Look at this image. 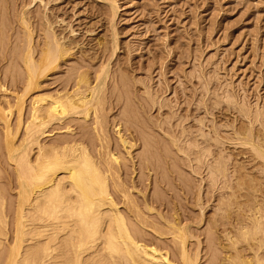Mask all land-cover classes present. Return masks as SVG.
<instances>
[{
  "label": "bare ground",
  "instance_id": "bare-ground-1",
  "mask_svg": "<svg viewBox=\"0 0 264 264\" xmlns=\"http://www.w3.org/2000/svg\"><path fill=\"white\" fill-rule=\"evenodd\" d=\"M56 1L57 0H55V2ZM93 1L101 3L103 0ZM37 2L39 3L38 6L41 10L33 11L32 9L36 7V4H38ZM107 2L109 20L106 22H109V27L111 29V34L109 35L110 39L106 40L107 36L105 35L108 34L105 32V41L104 39H101V41L97 40L96 48L92 46L94 44L91 45L92 42H85V39L83 40L80 38L81 34L76 32L77 29H73L68 21L66 22L63 18L56 17L53 12L49 13L50 7L46 8V2L44 3L43 0H9V2L8 0H0V60L7 62V65L3 66L4 69L2 71L0 70V130L2 133V142L0 145L3 149V156L8 164L12 166L8 169H13V179H15V182L13 180L14 183H12L16 188V194H14L15 208L12 210L15 212L13 213L14 218L13 220L9 218L12 220L13 226L10 227L12 229H10L12 239L9 241V225L11 224V220L8 221V216L11 212L10 210H7L8 213L10 212V214H7L6 205H10V203L7 204V198L4 194L6 192H2L5 187H2V185L0 187V264H201L202 250L200 249V241L195 242L197 243V247L195 250L192 249V251L188 244V230L190 227L188 228L186 224H184V221L180 219L182 216L180 215V217L172 211L170 213L175 215H170L168 212V214L165 213L164 215V212L162 213L154 206L158 205V207H162L167 201L162 198V196L165 195L163 194L164 190L162 189V196H160V191L162 190L159 191L160 195L157 193V190L160 189L161 184L167 186L169 181H173L170 180L172 176L168 179V173L176 174V183L178 184V182H180L179 185L183 184L184 187H187L185 189L183 187L184 190H187L189 187L195 188L194 186H191L192 179L189 178L191 179L189 185L188 177L186 178V175L183 176L184 171L183 173L180 171L182 174L179 173V170L183 167L180 168V160L177 162L175 159L178 153H185L188 146L186 145L187 147L185 149L182 148V144V147L179 146L180 143H178L176 138H173L177 136L176 129V136L174 135L171 137L170 135L171 141L167 140V138L165 140L164 137H160L161 135H157L159 139H164L166 143H168L167 141H170V144L167 145L165 142L163 144L160 142V144H157L156 141H153V135L151 136L148 134L153 140L147 137L148 132H146V130L148 128L142 131L141 134L139 133L140 131L138 128L137 131H139V136L133 134L136 132L135 126H140L137 118L140 114H136V109H133V106L130 105V101L129 105L128 103L126 104L128 105L126 108L122 107V105H125V101H127H124L123 98L129 96L131 93L125 96V94H127L126 86L130 84L129 73L127 72L129 71L128 65L130 64H128L127 61L122 63L119 61V58L117 59L119 55L118 51L120 50V46H122L118 41L119 32L118 29L116 30V25L114 23L119 5L117 7L115 0H108ZM106 30L109 31L107 28ZM83 31L85 32V30ZM90 32L92 33V31ZM85 33H87V31ZM13 36L14 41L12 40ZM10 45L14 48H12L13 52L11 51V53L13 54L10 56L15 55V58H9L8 56V53H10L8 50ZM122 47L124 48V46ZM129 49H131V47ZM127 51L129 52V50ZM126 54L128 55V53ZM125 56H123V58ZM126 57L128 58L130 56ZM9 63H11V66L14 65L12 63H18V66H16L17 70L15 68V71H13L14 66H9ZM90 69L94 70L92 71L94 74L93 77L91 76L92 73L90 72V74L88 71ZM58 72L60 74L63 73L61 77L54 76H58L56 74ZM201 75L199 76L202 78L204 75ZM1 76L2 78L8 79V81L10 80V83L7 81H5V83L2 82L3 79H1ZM200 77L198 78L201 79ZM204 78L205 77L202 79ZM132 79L134 78L132 77ZM136 80L134 81L136 82ZM204 81L206 82V80ZM109 83L113 86L112 94L114 95V98L115 96L117 97V99L115 98V100H113L118 101V103L115 102L116 105L122 100L123 103L120 104L119 107H122L125 110H122L123 112H121L120 116H114L112 120H109V116L108 114V117L106 116L105 111V105L108 102H111L107 97V95H109ZM132 83L133 82H131V84ZM112 86L110 87L111 90ZM208 87L209 84L207 88L205 87L206 91L209 90ZM231 88L232 87H230V89ZM130 89L133 90L132 88ZM144 89L145 91L142 90V92L144 91L147 97L155 103L156 98L153 96H156V94L150 93V89L146 86ZM120 90L122 91L121 95L125 97L122 98ZM229 91L230 90L228 89L227 93L221 99H224L225 101L227 100L230 105L231 102L233 104V100L236 102V99H233V96L230 95L232 93ZM123 92L126 93L123 95ZM205 93L206 92L204 91V94ZM234 93L235 91H233V94ZM137 94L139 95V92ZM143 94L140 98L142 99V97H144L142 100H144V104L146 103L148 105V102H145L147 97L145 94L143 96ZM161 96L158 95L159 98ZM131 97L135 98L134 96H130V98ZM218 97H220V95L215 96V98ZM235 97H237L238 100V96L235 95ZM11 98L12 101L10 100ZM136 98H138L136 99L138 101L139 97L136 96ZM141 99L139 102H141ZM163 100L166 101L167 99L163 98ZM221 101H219V103H223V100ZM244 102H240V104L245 105ZM141 103H143V101ZM163 103L164 102H162V104ZM225 103L226 102H224V105ZM135 104L137 105L138 102ZM256 104L259 106L258 103ZM166 105L168 106L169 104ZM249 105L251 104L249 103ZM257 105H255L256 107L253 105L255 109H252V106L249 107L248 105H246L248 107L243 108L241 105L243 113H240L248 120V122L245 125L241 121V123L244 124L241 126V123L237 124L240 127H237L233 131V137L231 136L232 138L230 140L234 143L236 142L238 145L246 147L243 151H251L250 153L253 152V156L251 155L250 157L254 160L258 159L256 164L259 167L261 166L262 169L264 166V132L262 130L264 127V108L260 109L261 107L259 108ZM138 106L140 107V103ZM215 106L218 105H214L213 107ZM108 107L109 106L106 108ZM147 107H150V105ZM166 108H169V106ZM219 108H221L220 105ZM146 109H144V111ZM148 110H150V108ZM140 111L142 110L139 109L137 112L140 113ZM174 111L175 110H173V112ZM111 114L114 115V113ZM117 114L118 113H116V115ZM241 114L238 116H241ZM173 117L174 116H172L171 119H173ZM111 118L112 117H110V119ZM139 118H141V116ZM169 119L170 118H168V120L166 119V124L168 123L167 121H171ZM259 119L262 120L263 124L262 126L258 122V124L262 126V132L256 131V133H253V123ZM199 120H201L203 125L204 120L202 121V118ZM145 121L147 122L149 119H146ZM198 121L197 124H200L201 122ZM141 123L143 124V122H140V124ZM163 123L165 124V122H162V124ZM179 123H181V121ZM162 124L161 127L164 126ZM170 124L171 122L168 126H170ZM145 125H149L148 127H150V124ZM152 125L154 126V124ZM226 125L227 124H225V126ZM230 125H232L231 120L230 124L227 125V128ZM168 126H166V128L171 130ZM131 128L135 131H131ZM155 128L157 127L155 126ZM141 129L142 128H140V130ZM55 130L59 131L57 137H53V140L49 143L44 141L47 137L50 138L53 135H56L57 131ZM203 130L201 134H203ZM214 130L216 131L217 129ZM54 131L56 134L53 133ZM155 132L152 133L154 134ZM171 132L172 131H169L170 134ZM210 132H213V130ZM164 133L166 135L165 130ZM203 135H205V133ZM157 136L155 134L156 138ZM193 136L194 135H192V137ZM206 137L208 138L210 136L207 135ZM191 139L192 138H190V140ZM190 140L189 143H192L193 141ZM194 140L196 141V139ZM199 140L197 142L201 141ZM204 140L207 141L206 139ZM137 141L140 143L139 150H141L134 153L138 149ZM183 141L184 140H182V142ZM210 141H212V139H209V142ZM205 143H203L204 146ZM224 143L226 144V142ZM218 144L220 145L219 142ZM169 146L176 148L175 151L177 152H171L173 149H170ZM195 146L198 148L196 143H194L193 147ZM199 146H202V142ZM205 147L206 149L208 148L207 146ZM220 147L223 146L220 145ZM202 148L204 147H201V149ZM206 149H203V151L200 150L199 152L195 149L198 152L196 154L201 153L199 156H196L194 153L196 165L189 164L188 166V163H192V160H189L190 157L185 158L188 160L187 166L191 169V172H194V174L198 173L201 166L203 167V165L200 164V158L203 157L205 153L204 150ZM213 149L215 148L213 147ZM192 151H190V153ZM172 153H175V156H173ZM187 153L186 156H188ZM239 153L241 152L239 151ZM216 154H218V156L222 155L219 153ZM239 155L241 156V154ZM206 156L205 160H207ZM229 156H227V158L231 160ZM215 157L216 156H214V158ZM172 158L176 160L175 163ZM178 158L179 155L177 156V159ZM1 160H3V158ZM170 160L173 161L170 162ZM180 162H182V160ZM3 163V168H5L6 162ZM228 164L231 166L230 163ZM166 165L167 168L165 167ZM225 166L223 158H216L205 166L206 171L208 170L209 174L207 177L209 178L210 185L206 184L208 187L216 185L219 177L224 178L227 176ZM194 167L196 169L198 168V171H196ZM234 169V178L236 179V185L234 187L235 191L233 193L229 191L232 194L229 193L230 195H227L230 197L225 198L226 201H224L222 197L221 200L223 201L224 208L222 209L223 214H221L226 217L225 222H227L228 218L232 219V217H229V215L233 213L231 212L230 214V209L233 208L234 210H238L237 216H235L236 213L233 214L235 217L233 220L236 221L235 225L231 224L232 222L229 223V225L231 224L235 226V232H232L233 229L232 231L230 230L231 232L228 230V233L227 231L223 232L226 233L225 237L228 242L226 245H222L220 238L219 240L221 242L219 240L218 242L216 240L218 237L216 238L215 234H212L211 236L214 237H210L208 241L209 243H206L207 241L205 242L209 248H206L205 255L203 254L206 258L204 263L264 264V237H262L264 236V208L262 206V201L258 199V194L264 192V184H261L259 180H257L258 175L247 174L246 172L248 171H244L241 165L238 164ZM260 171L257 173H261ZM9 174L11 175V172ZM184 174H186V172ZM191 174L187 175L190 176ZM195 176H193V178ZM230 176L232 179L233 176ZM255 176L257 178H255ZM259 177L264 176H261L260 174ZM228 178L230 179V177ZM1 179L2 176L0 180ZM2 180H5V178ZM10 180H8L9 183ZM148 180L150 183L151 180H153L152 182H154V184H152L154 186L150 184L153 186V189L159 187L158 189L155 188L152 193L150 192V197L149 195H145L147 191L143 192L141 189H147L149 184ZM146 181H148V184L145 183ZM193 181L196 182V179H193ZM222 182H224L223 179ZM261 182H264V179ZM15 183L16 185H14ZM6 184L3 183L5 186ZM173 184L174 183H169V185L176 187V185ZM169 185L167 186L169 189H166L170 191V188L172 187H169ZM223 187L225 188L226 185ZM7 188L8 186H6V191L11 190L13 187L11 189ZM198 188V196L196 197L199 199L201 187L199 186ZM221 188L222 187H220L219 190ZM234 188L232 187V189ZM175 189L176 188L171 190L174 191ZM190 189L191 188H189V190ZM214 189L213 191H215ZM243 190L244 193H242ZM196 191L197 190L194 192ZM210 191L212 190L210 189ZM259 191L261 193H258ZM7 193L9 194L10 191H7ZM137 193L142 194L141 197L143 199L140 198L143 202L140 201V198L138 199V197H136ZM216 195L220 198L218 194ZM137 196L140 195L137 194ZM206 196L207 195L204 196L205 199ZM211 196L213 197V195ZM227 196L225 195V197ZM239 197L243 200L242 202H240L241 200ZM242 197L244 199H242ZM13 198L11 196V199ZM207 198L209 197L207 196ZM237 198L239 199V203L237 202ZM167 199L169 201V198ZM162 201H164V203ZM168 201L167 203H169ZM196 202H198V200ZM201 204L202 203L200 202L198 205ZM207 204L209 205V203H205L203 207L199 206L200 209L204 208ZM11 207H13V203ZM215 208L216 207H214V209ZM200 209V212L203 211V209ZM176 210L178 211V209ZM231 211L233 210L231 209ZM186 215L184 214L183 216L185 217ZM212 215L210 216V219L214 218L212 221L216 222L214 215L213 217ZM216 215L221 216L220 214ZM204 216L202 217L203 219ZM187 217L190 218L189 216ZM198 217L199 216L196 218ZM201 219L198 218L197 220L200 221ZM210 219L205 222L207 224L206 227H211ZM194 220L197 222L196 219ZM207 222H210V225ZM219 224L221 225V223ZM197 225L199 224L197 223ZM222 225H224V223ZM213 226L216 228V223ZM206 227L204 231H211L212 228L209 229ZM191 229L194 230L195 228L192 227ZM227 229L225 228L224 230ZM221 230L222 229H220V231ZM204 231L202 230L201 233H199V236L202 235V232ZM206 234L203 233V235ZM197 236L193 235L191 237L196 238ZM208 236L206 235L205 240L208 239ZM221 236L224 237V235ZM199 238L197 239L199 240ZM197 239H195V241ZM190 240L192 239L190 238ZM205 246L206 245H204V248ZM231 250H233V252ZM221 254H223V256H221Z\"/></svg>",
  "mask_w": 264,
  "mask_h": 264
},
{
  "label": "rangeland",
  "instance_id": "rangeland-1",
  "mask_svg": "<svg viewBox=\"0 0 264 264\" xmlns=\"http://www.w3.org/2000/svg\"><path fill=\"white\" fill-rule=\"evenodd\" d=\"M26 1H29V0H26ZM43 1H44V3L46 2V8H49V7L51 8V9L49 8V13L53 12V13H55L56 17H58V18L61 17L64 20H66V22L68 21V23L71 25V27L73 29L79 30V31L76 30V32L81 34L80 38H82L83 40L85 39V42H90V43L92 42L91 45L94 44L92 46L97 48V46H96V44L98 42L97 40L101 41V39L102 40L104 39V41H105L106 37H104V34H106V33L108 34V35H105V36H107L106 40L110 39L109 35L111 34V29L109 27V22H106L109 20L108 19L109 14L107 12L108 11L107 10L108 9L107 8L108 7V2H107L108 0H103L101 3H96L93 0H57L56 2H55V0H48V1L43 0ZM92 1H93V3H92ZM115 1H116L117 7H118V5L120 7V8L118 7V12H117V15H116V18L114 21V23L116 25L115 28H116V30L118 29V32H119L118 33V41H119L120 45L124 46V48L122 46H120V50H119L120 52L118 51V54L120 56L118 55L117 59L119 58V61L122 63L127 61L128 64H130V65H128L129 71H127L130 74V75L128 74V76L130 78L129 79L130 84L128 86H126L127 94H125L126 92H123L122 94L123 95L125 94V96L129 95L130 93L132 94V95L130 94L129 96L125 97V96L121 95L122 91L120 90V95L122 96V98L125 97V98H123L124 101L127 100V101H125L126 102L125 105L124 106L122 105V107L126 108L130 104L129 103V101H130L131 102L130 105L133 106V109H136L135 110L136 114L137 115L140 114L139 117L141 116V118H143V119H141V118L137 117L139 120L140 126H138V125H136L137 127L135 126L136 132H134L133 134L135 136H139V133L141 134L142 131H144L145 129L148 128L146 130V132H148L147 137L152 139L151 136L153 135L154 140L153 139L152 140L156 141L157 144H160V143L163 144L164 142L166 145L170 144L171 137L174 135L176 136V134H177V136L173 137V138H176L178 143H180L179 146H181V144H182V146H183V147L181 146L182 148L185 149L187 146L190 147V145L193 144V145H191L192 148L187 147L185 153H182V154L178 153V155H179L178 159H177L178 155H176V158L173 157V156H175V153H172V155H173L172 157L175 158L177 160V162L179 160L180 161L182 160V162L179 161V164H180L179 167L180 168L183 167V168H181L182 170L181 169L179 170V173H181V172L183 173V171H184V173L186 172V174L183 173V176L186 175L185 177L186 178L188 177L187 179L189 180V185H190V182L192 179V182H191L192 185L191 186H194L195 188L189 187V188H191L190 190H189V188L187 189L188 191L184 190L187 187H184L183 184L179 185L180 182H178V184L176 183L177 182V179H175L176 174L174 175V174L168 173V175H167L168 179L171 178V176H172L173 179L171 178L170 180H173V181H169L168 183L167 182L166 183L168 185H169V183H174L176 185V187L169 185V187H172V188H170L171 192L168 190L169 189L167 187L168 185L167 186L165 185L166 186L165 187V186H163L164 184H161L160 189H158L159 187H155L158 189V190L157 189L156 190H157V193L159 195H160L159 191L162 189L164 190V193H163V190L160 191L161 192L160 196L165 194L164 196H162V198L165 201L166 200L168 201L167 198H169V201H168L169 203H167V201H166L165 202L166 204H165L164 201H162L164 203V206H162V207H158V205H154V206L156 207L157 210H160L162 213L164 212L163 213L164 215L167 212L170 215H175L173 213L171 214L170 213L171 211L176 213L178 216L181 215L182 217L180 216L181 218L180 217L179 218L184 221V224H186V226L188 228L189 227H190V229L192 227L195 228L194 230L191 229V231H190V229L188 230V244H189V247L191 248V250L192 249L195 250L197 247V243H195V242L200 241V244H201L200 249L202 250L201 251V256H202L201 264H205L204 261L206 258L204 256L205 255L204 253L207 250L206 248H209V246H207V244H205V242L207 241L206 243H209L208 241H209L210 237L211 238L214 237L211 235L215 234V237L216 238L218 237V238L217 239L214 238V239H216L218 241L220 238V240L222 242L220 240L219 241L222 243V245L223 244L226 245V244H228L226 237H225L226 233H223V232L227 231V233H228L230 230L232 231V229H233L232 232H235V226H233V225H235L236 221L233 220L235 218L233 214L236 213L235 216H237L238 210L237 209L234 210L233 208H231L233 210V211H231V209H230V214H231V212H233V213L231 215H229V217H232V219L228 218V220H227L228 224H227V222H225L226 217L222 215L223 214L222 209L224 207H223V201L221 200L223 197L224 201H226L225 198L230 197L227 195H230L235 191L234 187L236 185V179L234 178V175H235L234 174L235 173L234 168L236 166H238V164L241 165L243 167L244 171H248V172H246L247 174L256 175V176L258 175L257 180H259V182L261 184H264V182H261V181H263L264 177H259L260 174H261V176H264V173H263L264 172L263 171L264 166L262 167V169H261V166L260 167L257 166L256 163L258 162V159L254 160L252 157H250L251 155L253 156V152L250 153L251 151L250 152L243 151L246 149V147L238 145V144H236V142L234 143L232 140H230L233 137V131L237 127H240L241 125H244V124L246 125L248 122V120L241 114V113H243L242 109H241L242 106H243V108L248 107V106L249 107L252 106L251 108L255 109V107H256L255 105H257L256 103H258L259 106L258 105L257 106L259 108L261 107L260 109L264 108V0H115ZM8 2H9V0H8ZM106 2H107V5H106ZM38 5H39V3L36 4V7H34L32 10L33 11L41 10V8ZM105 5H106V8H105ZM52 9L56 10V11H53ZM106 24H108V25H106ZM92 25H93V27H92ZM106 28L109 31H107ZM83 30H85V32L87 31V33H85ZM90 31H92V33ZM84 34H86V35H84ZM91 37H93V38H91ZM12 40L14 41V36L12 37ZM125 44H126V46H125ZM129 46L131 47V49H129L130 48ZM12 48L13 47L10 45V47L8 49L10 52V53H8L9 58H15V55L10 56L11 54H13V53H11V51L13 52L14 48L13 49ZM132 49H133V52H132ZM127 50H129V52ZM126 53H128V55ZM125 55L130 56V57L127 58ZM123 56H125L127 59L125 57L123 58ZM5 62L6 61L0 60V70L1 71L4 69L3 66L7 65V62L6 63ZM12 64H14V65L11 66V63H9V66H11V67L14 66L13 71H15V68L17 70L16 66H18L17 65L18 63L17 64L12 63ZM88 71H89V73L90 72L92 73V74L91 73L90 74L93 77L94 74L92 71H94V70L90 69ZM58 73H56L58 76H56V75H54V76L55 77H61V75L63 74V73H61V74L60 73L58 74ZM199 75H201V76L204 75L203 77H205V78L202 79L203 77L201 78ZM132 77L134 79H132ZM198 77H200L201 79H199ZM136 78H137V80H136ZM1 79H3L2 82H4V83H5V81H7V82L10 81V80L8 81V79H6V78H2V76H1ZM134 80H136V82H138V83H136ZM201 80H203V81L206 80V82L205 81L203 82ZM143 81H144V86H143ZM131 82H133V83L131 84ZM148 82H150V83H148ZM134 83H136V84H134ZM237 83H238V85H237ZM208 84H209V87L211 89L208 87L209 90L207 89L208 91H206ZM229 84H230V87H232L231 89L229 87ZM232 84H233V86H232ZM111 86H112V84L109 83V85H108V87H109V93L108 94L109 95H107V97L109 98V101H111L112 103L108 102L107 103L108 105L107 104L105 105L106 116L108 114L109 117L108 116L107 117L109 118V120H112L114 116L115 117L120 116L121 112H123L122 110H124V108L121 107L122 108L121 109L119 107L120 104L123 103L122 100L119 104L116 105V103H118V101L117 100L114 101V100H115V98L117 99V97L115 96V98H114V95L112 94L113 86H112V90L110 88ZM145 86L150 89V90L148 89L150 91V93L156 94V96H153L156 98L155 103H153L145 94V92H144ZM130 88H132L133 90H131ZM226 89L230 90L229 92L232 93L230 95L233 96V99L234 98L236 99L237 104L233 100L234 105L232 104V102L229 105L228 104L229 102H227V100L225 101L224 99H221L227 93ZM142 90H144L143 92L147 97L145 99V102H148V105L146 103H145L146 105L144 104V100H142V99H144V97H142V99L140 98L141 95L143 94ZM154 90L156 91V93ZM157 90H158V93H157ZM223 90H224V92H223ZM136 91L139 92L140 96L137 94L138 92H136ZM159 91H161V92H159ZM204 91L206 92L205 94H204ZM233 91H235L234 94H233ZM141 92H142V94H141ZM144 94H143V96H144ZM213 94H215V95H213ZM218 94L220 95V97L215 98V96H219ZM158 95L159 96L162 95V96L159 98ZM212 95H213V97H212ZM235 95L238 96V100H237V97H235ZM130 96H134L135 98H133V97L130 98ZM136 96L139 97L138 101L136 100V99H138V98H136ZM207 97H208V99H207ZM132 98H133L134 103L132 101ZM163 98H165L167 100L164 101ZM134 99L136 100V102ZM140 99H141V102L143 101V103L139 102ZM10 100L12 101V98ZM221 100H223V103H221L222 102ZM244 100H245V102H244ZM161 101L164 103L162 104ZM198 101H200V102H198ZM215 101H216V103H215ZM219 101H221L220 102L221 104L219 103ZM137 102H138V104L140 103V107L138 106V104L137 105L135 104ZM224 102H226L225 103L226 106L224 105ZM240 102L241 103L244 102L245 105L240 104ZM127 103H128V105H126ZM249 103L251 105H249ZM111 104H115V105H111ZM158 104L161 106H159ZM166 104H169L168 105L169 108H166V107H168ZM141 105H142V107H141ZM149 105H150V107H147ZM214 105H218V106L213 107ZM219 105L221 106V108H219ZM246 105H248V106H246ZM107 106H109L108 107L109 111H108V108H106ZM115 106H117V107H115ZM144 107H146L147 109ZM223 107L226 110H224ZM149 108H150V110H148ZM211 108H216V109H211ZM235 108H236V110H235ZM113 109H115V110H113ZM120 109H121V111H120ZM139 109L142 110L143 112L142 111H140V113L137 112ZM144 109H146V110L144 111ZM221 109H222V111H221ZM170 110H171V112H170ZM173 110H175L177 113L175 111L173 112ZM105 111H104V113H105ZM209 111H211V112H209ZM107 112H109V113H107ZM111 113H114V115ZM116 113H118V114L116 115ZM238 113L241 114V116H238L239 115ZM143 114H145V115L147 114V115L145 116ZM170 114H171V116H170ZM111 115H113V116H111ZM172 116H174L173 119H171ZM110 117H112V118L110 119ZM168 118H170L169 120H171L170 126H168V124L170 123L169 121H167L168 123L166 124V119L168 120ZM201 118H202V121L204 120L203 125H202L201 120H199ZM146 119H149V121L146 122L145 121ZM151 119H152V121H151ZM179 119H180L181 123H179L180 122ZM230 120H231L232 125L228 126V128H227V125L230 124ZM197 121L201 122L200 123L201 125L199 123L197 124ZM227 121L229 122V124ZM232 121H234V122H232ZM241 121L244 124H242ZM13 122H14V119H13ZM140 122H143V124L142 123L140 124ZM162 122H165V124L164 123L162 124ZM256 122H257V124H256ZM258 122L263 126L261 119H259L258 121H255L253 123V125H254L253 133H256V131H259V132L261 131L262 126L260 124H258ZM233 123H234V125L235 124L236 125L234 126ZM239 123H241L240 126L237 125ZM145 124H150V127H148L149 125L146 126ZM152 124H154V126ZM161 124L164 126L161 127ZM225 124H227V125L225 126ZM142 125L146 126V127H143ZM155 126L157 128H155ZM166 126H168L169 129L171 128V130H168L166 128ZM178 126H179V128H178ZM231 126L235 127V128H232ZM197 127H198V129H197ZM200 127H202V128H200ZM140 128H142V129L140 130ZM159 128H160V130H159ZM165 128L168 130V133H167V130ZM137 129L140 132L137 131ZM175 129H176V134H175ZM214 129H217V130L215 131ZM225 129H226V131H225ZM135 130L133 128H131V131H135ZM164 130L166 132V135L164 133ZM202 130H203V134L205 133V135L201 134ZM212 130H213V132H210ZM262 130L264 132V127L262 128ZM55 131H57V130H55ZM55 131L53 132L54 134H56ZM169 131H172L171 134L169 133ZM173 131H174V133H173ZM180 131H181V133H183V132L184 133L181 134ZM194 131H195V133H194ZM58 132L59 131H57L56 135H53L50 138L47 137L46 140L44 139V141L49 143L51 140H53V137L54 138L57 137ZM152 132H155V133L153 134ZM219 132H220V134H219ZM221 133H222V135H221ZM148 134L151 136H148ZM155 134H156V136L161 135L160 137H164L165 140L167 138V140H170V141H167L168 143H166V141L164 139L161 140V138L159 139L158 136L156 138ZM170 135H171V137H170ZM192 135H194L193 136L194 138L192 137ZM207 135H209L210 137L211 136H213V137L207 138L206 137ZM184 137H185V139H184ZM0 138H1L0 139L1 140L0 144H1V142H2L1 130H0ZM190 138H192L191 140L193 141L192 143L190 142L191 144L189 143ZM194 139H196V141ZM204 139H206L207 141H205ZM209 139L210 140L212 139V141L209 142ZM182 140H184V141L182 142ZM198 140L200 142H197ZM221 140L223 141V144H222ZM201 142H202L201 147H204L202 149L199 146L201 144ZM218 142L224 148L220 147ZM224 142H226V144ZM137 143H138V145H137L138 149L136 148L137 150L134 153H137L141 150V149L139 150V146H140L139 141H137ZM183 143L184 144L186 143L185 146ZM194 143H196V145H198V148L196 146H195L196 148L193 147ZM203 143H205V146H207L209 149L208 148L206 149V147L204 146ZM212 146L215 149H213ZM169 147H170V149L172 148L171 146H169ZM194 148L198 152L200 150L203 151V149H206V150H204L205 153H204L203 157L200 158L201 159L200 164H202L203 167L201 166V169L199 168V171H198V168L196 169L194 167L195 170L198 171V173L195 172L196 174H194V172H191V169L188 167L189 164H191V165L195 164L196 165V160L194 158H195V154L198 152ZM172 149L173 150H171V152L175 151L176 148H172ZM0 150H1L0 151V153H1V155H0V178H1V176H2V179L5 178V180H2V179H1L2 181L0 180L1 181L0 187H1V185H2V187L3 186L5 187L4 190H2V192H6L4 194L7 198V204L10 203V205L8 204L9 206L6 205V211L10 210V212L12 214L11 215L10 212L8 213V211H7V214H10L8 216V221H10L11 219L13 220V218H14L13 213H15L14 211H12L15 208L14 207L15 206V203H14L15 195L14 194H16L15 193L16 188H15V186H13L15 179H13V177H14L13 169L11 168L12 171H11V169H8L9 167H12V166L10 164H8L5 157L3 156V153H2L3 149L1 148V145H0ZM194 150H195V152H194ZM190 151H192V152L190 153ZM220 151H222V152H220ZM239 151L241 153H239ZM175 152H177V151H175ZM187 152H189V153H187ZM233 152L235 153V155ZM186 153L188 156H186ZM216 153H219L222 155L218 156V154H216ZM190 154H191V156H190ZM226 154H227V156L230 155L229 157L231 160H229V158H227ZM239 154H241V156ZM197 155L199 156V155H201V153L196 154V156ZM205 156H206L207 160H205ZM214 156H216V157L214 158ZM1 157L3 158V160H1L2 159ZM182 157L184 158V161L186 160L187 162L186 161L184 162ZM187 157H190L189 160H192V163L191 162L188 163V160L185 159ZM180 158H182V159H180ZM216 158H218V159L223 158V161L225 162V165H226L225 166L226 172L228 174L226 173V175H227V176H225L226 178L225 177L224 178L219 177L217 179L216 185H214L215 187L212 185L210 187H208V185H210L209 178L207 177V176H209V174H208V170L206 171L205 166H207L209 163L214 161ZM226 158H227V160H226ZM248 158L251 160L253 159V160L251 161ZM175 159H173L174 161L170 160V162L173 161L175 163V161H176ZM193 160H194V162H193ZM204 160H205L206 164H205ZM208 160H210V161H208ZM226 161H227V163H226ZM231 161L233 164L231 163ZM3 162H6L5 168H3L4 167ZM235 162H236V164H235ZM249 162H251V163H249ZM187 163H188V166H187ZM228 163H230L231 166H229ZM1 164H2V166H1ZM184 164H185V166H184ZM204 164H205V166H204ZM177 165H178V163H177ZM165 167L167 168V165ZM230 169H232V170H230ZM259 169L262 171H260ZM201 171H202V173H201ZM228 171L229 172L232 171V172L229 173ZM259 171L261 173L258 174L257 172H259ZM10 172H11V175L9 174ZM191 173H193V174H191ZM253 173H255V174H253ZM187 174H191L190 175L191 177L188 176ZM173 175H174V177H173ZM230 175L233 176L232 179H231ZM193 176H195L197 178H195V177L193 178ZM256 176H255V178H257ZM201 177L203 178V180ZM206 177H207V179H206ZM228 177H230V179ZM189 178H191V179H189ZM193 179H196L197 183L194 182ZM222 179L224 182H222ZM233 179H234V181H233ZM8 180H10V183ZM13 180H14V182H13ZM197 180H199V181H197ZM6 181H8V182H6ZM148 181H146L145 183L148 184ZM152 181L153 180H151V183L149 181V184H148V187L146 190L140 187L143 190V192L147 191L145 193V195H147V196L149 195V197L151 196L152 191L155 189V188L154 189L152 188L154 186L153 185L154 182H152ZM2 182L4 184L7 183L6 184V186H8L7 189H11L12 187L14 188V190H13V188L11 189L12 191L7 190L8 192L10 191V193H9L10 195L5 190L6 186L3 185ZM198 182H200V183H198ZM201 182H202V184H201ZM220 183H224V184H220ZM227 183H229V184H227ZM8 184H10V185H8ZM150 184H152L153 186ZM199 184H201V185H199ZM206 184H208V185H206ZM14 185H16V183ZM198 185L201 187L199 199H198V197H196V196H198V193H197L198 189H199ZM218 185H219V187H218ZM225 185H226V187L224 188L223 186H225ZM228 185H229V188H228ZM216 186H217V188H216ZM258 186H259V184H258ZM183 187H184V189H183ZM220 187H222V188L219 190ZM232 187L234 189H232ZM166 188H168V189H166ZM174 188H176L174 191L171 190ZM209 188L212 191H210ZM213 189L215 191H213ZM165 190H166V192H165ZM195 190H197V191L194 192ZM185 191H186V193H185ZM222 191H223V194H222ZM229 191L232 193H230ZM263 191H264V188H263ZM148 192H149V194H148ZM194 193H196V194H194ZM242 193H244V190L242 191ZM258 193H261V192L259 191ZM6 194L9 196H7ZM137 194H139L140 196H137ZM137 194H136V197H138V199H139L142 196V194H140V193H137ZM216 194H218V196L220 198H218ZM263 194H264V192H262L261 194H258V199L260 201H262V203H263L262 206L264 208V195ZM189 195H191V196H189ZM205 195H207L209 198H207V196H206V199H205V197H204ZM211 195H213V197ZM225 195L227 197H225ZM11 196H12V198L14 196V198L11 199ZM259 196H260V198H259ZM141 198H140V201L143 202L142 201L143 198L142 199ZM239 198L241 200V197H239ZM242 199H244V198L242 197ZM12 200H13V202H12ZM197 200L199 203L200 202L202 203L201 204L202 206L198 205L199 203L196 202ZM209 200H211V201H209ZM8 201H10V202H8ZM191 201H192V203H191ZM242 201L243 200H241L240 202H242ZM11 202L13 203V207H11V205H12ZM237 202L239 203V199L237 200ZM205 203H209V205L207 204V205H205L207 207L204 206V208L200 209V207H203V205ZM7 207H9V208H7ZM214 207H216V208L214 209ZM160 208H162V209H160ZM176 209H178V211L179 210L180 211L178 212ZM199 209L200 210L203 209V211L200 212ZM173 210H176V211H173ZM204 210H205V212H204ZM215 210H216V212H215ZM199 213H201V214H199ZM182 214L183 215L187 214V215L184 217ZM212 214L214 215L216 222L212 221L214 218L210 219V216ZM216 214H220L221 216H217ZM213 215H212V217H213ZM187 216H189L190 218H188ZM197 216H199L198 217L199 219H201L204 216V219L202 218L199 221V220H197L198 218H196ZM219 217H220V219H219ZM223 217H224V219H223ZM9 218H11V219H9ZM185 218H186V220H185ZM191 218H193V219H191ZM205 218L210 219L209 221L211 222V225H210V222H207V223L211 227H209V226L206 227L207 224L205 222L208 219H205ZM194 219H196L197 222ZM12 220H11V224L9 222V224H10L9 225V235H10L9 237L10 238H8L9 241L12 239L11 238L12 234L10 233L11 232L10 227H13L12 226ZM222 222L226 226L222 225L223 224ZM230 222H232L231 224H233V225H231V224L229 225ZM197 223L199 225H197ZM213 223L214 224L216 223L215 227L217 229L214 228ZM219 223H221L222 226ZM223 226L226 229L228 226H230V227H228L227 230H224L225 228ZM196 227H198V228L200 227V228L198 229ZM205 227L209 228V229L210 228L214 229V230L211 229V231L213 233L210 230L209 231L211 234L209 233L208 230H207L208 232L204 231ZM220 229H222L224 231H222V230L220 231ZM202 230L204 232H202V235H200L201 236L200 237L199 233H201ZM193 232L194 233L196 232V233L194 234ZM221 232H222V234H221ZM203 233L204 234L207 233L206 234L207 236L210 235V236H208L207 240H205L206 235H203ZM219 233H220V237H219ZM193 235L194 236L198 235V236L196 238L195 237L192 238L191 236H193ZM221 235H224V237ZM189 237L192 240H190ZM262 237H264V236H262ZM150 238H152V237H150ZM197 238H199V240ZM195 239H197V240L195 241ZM204 245H206L205 248H204ZM231 251L233 252V250H231ZM221 256H223V254H221Z\"/></svg>",
  "mask_w": 264,
  "mask_h": 264
}]
</instances>
